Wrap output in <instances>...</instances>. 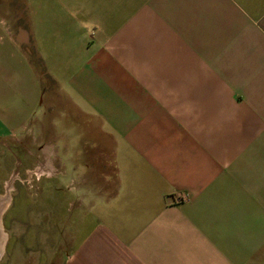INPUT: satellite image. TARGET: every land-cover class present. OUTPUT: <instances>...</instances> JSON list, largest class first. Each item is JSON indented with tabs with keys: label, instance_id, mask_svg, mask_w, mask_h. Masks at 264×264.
Masks as SVG:
<instances>
[{
	"label": "crops",
	"instance_id": "obj_1",
	"mask_svg": "<svg viewBox=\"0 0 264 264\" xmlns=\"http://www.w3.org/2000/svg\"><path fill=\"white\" fill-rule=\"evenodd\" d=\"M0 0V139L63 189V264H264V0Z\"/></svg>",
	"mask_w": 264,
	"mask_h": 264
},
{
	"label": "rangeland",
	"instance_id": "obj_2",
	"mask_svg": "<svg viewBox=\"0 0 264 264\" xmlns=\"http://www.w3.org/2000/svg\"><path fill=\"white\" fill-rule=\"evenodd\" d=\"M14 3L17 7H27L18 20L26 24L32 4L38 1ZM7 13L8 16L0 17L16 24L17 13ZM47 161V157L37 154L35 143L30 139H0V197H11L2 214L6 244L0 264H63L69 247L78 243L73 238L64 240L65 192L50 184L52 175L49 177Z\"/></svg>",
	"mask_w": 264,
	"mask_h": 264
},
{
	"label": "bare ground",
	"instance_id": "obj_3",
	"mask_svg": "<svg viewBox=\"0 0 264 264\" xmlns=\"http://www.w3.org/2000/svg\"><path fill=\"white\" fill-rule=\"evenodd\" d=\"M11 197L7 195V197H0V259L2 258L5 251V240L6 234H4L3 226H2V214L4 210L7 208L8 204H10Z\"/></svg>",
	"mask_w": 264,
	"mask_h": 264
}]
</instances>
